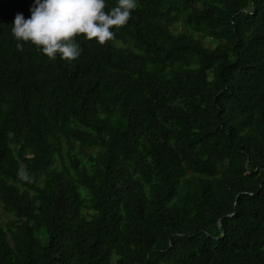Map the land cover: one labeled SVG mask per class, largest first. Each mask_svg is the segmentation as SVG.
Returning a JSON list of instances; mask_svg holds the SVG:
<instances>
[{
	"label": "trees",
	"instance_id": "16d2710c",
	"mask_svg": "<svg viewBox=\"0 0 264 264\" xmlns=\"http://www.w3.org/2000/svg\"><path fill=\"white\" fill-rule=\"evenodd\" d=\"M32 3L0 0V264H264V0H137L72 61L17 47Z\"/></svg>",
	"mask_w": 264,
	"mask_h": 264
},
{
	"label": "clouds",
	"instance_id": "9594fccd",
	"mask_svg": "<svg viewBox=\"0 0 264 264\" xmlns=\"http://www.w3.org/2000/svg\"><path fill=\"white\" fill-rule=\"evenodd\" d=\"M106 0H33L30 16L16 13L12 34L21 42H30L49 59H76L81 48L74 39L95 40L98 44L114 38L113 26L125 25L137 0H116V5L105 11Z\"/></svg>",
	"mask_w": 264,
	"mask_h": 264
},
{
	"label": "rangeland",
	"instance_id": "374dc122",
	"mask_svg": "<svg viewBox=\"0 0 264 264\" xmlns=\"http://www.w3.org/2000/svg\"><path fill=\"white\" fill-rule=\"evenodd\" d=\"M206 40H207V38H205V40H204V41L206 42Z\"/></svg>",
	"mask_w": 264,
	"mask_h": 264
}]
</instances>
